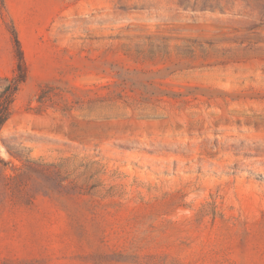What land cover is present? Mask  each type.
<instances>
[{
    "label": "rangeland",
    "instance_id": "obj_1",
    "mask_svg": "<svg viewBox=\"0 0 264 264\" xmlns=\"http://www.w3.org/2000/svg\"><path fill=\"white\" fill-rule=\"evenodd\" d=\"M13 33L0 264H264V0H0L3 106Z\"/></svg>",
    "mask_w": 264,
    "mask_h": 264
},
{
    "label": "trees",
    "instance_id": "obj_2",
    "mask_svg": "<svg viewBox=\"0 0 264 264\" xmlns=\"http://www.w3.org/2000/svg\"><path fill=\"white\" fill-rule=\"evenodd\" d=\"M13 41L16 46L17 51V61L15 64L13 77L11 78V86L12 87H5L1 92V96L5 97L8 96V103L6 106L0 104V127L8 120L9 117V107L13 101V97L18 91L19 87L25 83L27 79V68L25 65V61L23 58V54L21 52L19 41L16 37V34L13 33ZM11 88V89H10ZM1 101V99H0Z\"/></svg>",
    "mask_w": 264,
    "mask_h": 264
}]
</instances>
